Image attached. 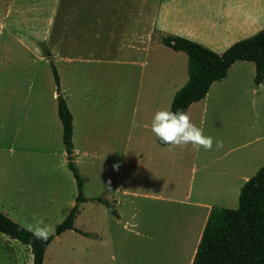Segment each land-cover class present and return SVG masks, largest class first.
<instances>
[{
    "label": "crops",
    "instance_id": "obj_1",
    "mask_svg": "<svg viewBox=\"0 0 264 264\" xmlns=\"http://www.w3.org/2000/svg\"><path fill=\"white\" fill-rule=\"evenodd\" d=\"M203 3V0H0L1 57L6 58L9 43L19 48L18 54H35L40 61L46 59L39 48L46 50L45 57L56 69L61 96L64 95L72 116L71 144L74 121L68 97L72 84L83 83L75 75L63 82L57 64L61 63L66 70L84 67V89H77L82 97L94 89L92 70L98 75V70L109 64L128 66L135 91L130 96L133 103L128 125L121 129L126 135L123 143L118 144V170L128 171L130 183L117 185L111 195L101 197L115 209L117 216L100 202L84 201L99 207L97 216L84 212V226L96 218L97 230L87 226L83 231L72 223L85 237L97 239L98 261L108 253L112 254L110 260L121 259L141 242V247L150 244L146 264H190L209 210L226 208L215 205L220 200L217 194L239 193L242 184L264 164V81L253 82L251 61L232 63L225 76L213 81L205 95L184 111L204 135L223 141L221 150H215V145L212 151H196L191 145L170 150L168 145L158 144L150 131L153 114L169 108L173 93L187 79L184 52L164 46L158 38L184 37L220 54L233 42L264 28V0H212V8L205 12L198 9ZM20 81L8 78L0 81V95L5 102L0 114V212L18 223L21 221L17 210L26 207V201L27 209L33 205L31 193L37 176H33L31 159L39 153L35 122L42 112L37 104L42 92L33 87L23 92L17 87ZM50 99L54 102L49 123L55 124V85ZM12 101H19V105H12ZM20 101L30 102L25 113ZM99 120L95 122L100 124ZM59 125L61 135L60 121ZM238 141L241 143L237 144ZM238 148H244L245 156L229 157ZM133 176L156 177L144 186L131 184L135 182ZM180 176H189V183H178ZM194 176L202 177V187L193 196ZM138 200L149 203L148 219L141 220L145 211L138 206ZM22 214L27 219L33 216L26 210ZM107 222L120 224L125 234L121 233L120 239L111 234ZM83 233L73 229L58 233L46 246L41 264H83L84 250H76V243L69 238ZM0 235L6 244L16 245L17 240ZM7 260L12 264H30L32 254L29 249L25 260L15 255Z\"/></svg>",
    "mask_w": 264,
    "mask_h": 264
},
{
    "label": "rangeland",
    "instance_id": "obj_2",
    "mask_svg": "<svg viewBox=\"0 0 264 264\" xmlns=\"http://www.w3.org/2000/svg\"><path fill=\"white\" fill-rule=\"evenodd\" d=\"M203 2L204 3L201 6H198V9L203 12L209 11L213 6V3H211L212 0H203ZM154 39L157 40V36H154ZM159 39L160 38H158V41ZM18 49L19 48H17L14 43H9L8 53L5 55L6 58H4V56L3 58L1 57L2 53L0 49V81L4 78H8L9 80L21 79L20 84H18L17 87L22 89L23 92H25L28 87L37 88L39 92H42L41 102H37V104L40 105L42 112L40 111L39 113V121L37 120V122H35V135L37 136L38 142V150L36 151H39V153L35 154L33 159H31L34 166L33 168L30 167L28 173L29 175L31 174L32 168L33 176H37L34 181V191L31 193V195H34V198L32 199L33 201H31L33 205H30L31 207H28L27 209V204L29 203L26 201V207L18 209V217L15 215L14 217H17L21 222L29 221L32 216L28 219L27 217L25 218L22 216V211L26 210L30 215L44 217L46 223L55 228L58 221H61L64 218L73 204V199L76 194L75 183L71 172L66 167L65 152L61 142L59 129L60 125L54 111L53 113L56 123H49L53 118L52 112L50 113L49 111L52 110V103L54 102L50 99L54 82L49 68V59L47 60L45 57L46 50L41 47L39 48L40 54L46 59L40 61L35 54H21L23 55L22 58V56L18 54ZM156 51H154V53H158ZM57 66L58 73L63 82L68 78L70 79V77L71 79H74L73 75H75L77 76L76 80L80 79L78 81L83 83L81 85L72 84L71 86H73V90L70 91L68 97V104L72 110L74 121L72 145L81 153V155L76 158L77 163L74 164L83 179L82 195L84 197H102L107 194L111 195L117 185L123 187L130 183L129 176H126L128 171L123 169L119 172L118 170V144L123 143L124 136L126 135L124 130L122 131L121 129L124 127V124L128 125V115L133 103L132 100H130V96L133 95V92L135 91V86L132 84L129 76L128 66L109 64L102 70L99 69L98 75L96 74L95 69L92 70V83H94V89H92L91 92L94 93L86 95L85 97H82V95L77 93L79 87L84 89V67L78 68L77 70H66L61 63H58ZM68 72L70 74H68ZM63 96L64 95L62 94V97ZM13 104L14 106L17 104L19 105V101H12V105ZM28 104H30L29 101H20V105L22 106V109H24L22 111L23 113H25ZM4 105L5 102L0 95V114ZM39 110L40 109H38V111ZM97 118L100 119L98 121L100 124H97V121L95 122ZM236 143L240 144L241 141ZM235 155L238 157L245 156L244 148L236 149L229 155V157ZM124 161L127 163L128 157H125ZM155 177L156 176H133L135 182H132L131 184L147 186L153 182V178ZM162 178L175 180L176 176H162ZM177 180L178 183H183L185 181L187 185L189 183V176H180ZM192 182V195L194 196L195 192L202 187V177L194 176ZM25 195L24 196L27 197V194ZM217 195L220 200L215 203L216 206L221 205V207L226 208L237 207L238 192L218 193ZM48 197H52V201H49ZM222 199L224 201H222ZM137 203L138 206L144 208L143 211H145V213L141 215V220H145L144 218L146 217H151V208H148L149 203L142 200H138ZM121 207L123 206L121 205ZM98 208L99 207L93 203H79V212L73 222L75 227L83 231L84 227L87 226L91 229L97 230L98 221L96 218L90 225L84 226V212H94V216H97V212L100 213ZM15 222L18 223L17 221ZM106 225L110 233L118 238L121 233L125 234L124 232H121V225L118 223L114 224V222H107ZM69 238L70 241L72 240L76 243V250L77 248H79V250H84L83 264H117L119 262H121V264H124L125 262L127 264H146L149 259L146 252H148L147 249L150 244L147 243L143 244L145 246L144 249L143 245L141 247V242H138L134 249L121 259L117 258V260H110L109 258L112 257V254L108 253L98 261L95 253L96 238H88L85 237L84 234H72ZM13 244L14 243H11V245L6 244V242L0 237V264H12L7 259H12L14 255L19 257L20 260L26 259L27 252L29 253V249L28 251L25 249L27 246L19 241H16V245ZM6 245H8L7 248L5 247ZM7 255L9 258H7Z\"/></svg>",
    "mask_w": 264,
    "mask_h": 264
},
{
    "label": "trees",
    "instance_id": "obj_3",
    "mask_svg": "<svg viewBox=\"0 0 264 264\" xmlns=\"http://www.w3.org/2000/svg\"><path fill=\"white\" fill-rule=\"evenodd\" d=\"M160 42L186 55L187 79L173 93L169 106L172 111H185L190 103L201 99L209 85L224 77L227 68L238 60L253 63L255 84L264 81V29L233 42L220 54L180 36L164 35L160 37ZM48 63L55 85L56 114L61 124L66 167L72 174L76 194L68 212L54 228V235L47 241L35 239L30 232L20 229L18 223L0 212V233L29 246L32 254L30 264L42 263L46 246L61 231L73 229L83 233L72 225L79 203L88 200L100 202L117 216L106 200L82 195L83 179L71 155L72 116L61 96L56 69L50 59ZM155 140L165 145L156 137ZM190 264H264V164L240 187L236 208L209 210Z\"/></svg>",
    "mask_w": 264,
    "mask_h": 264
},
{
    "label": "clouds",
    "instance_id": "obj_4",
    "mask_svg": "<svg viewBox=\"0 0 264 264\" xmlns=\"http://www.w3.org/2000/svg\"><path fill=\"white\" fill-rule=\"evenodd\" d=\"M150 131L162 144L168 145L170 150L187 148L189 145L196 151H212L214 145L217 151L223 148L222 140H214L213 137L204 135L203 130L193 124L191 117L184 111L158 109L153 114ZM71 155L72 162L77 163L76 158L81 153L74 146ZM19 227L41 241H47L55 232L54 227L46 223L44 217L37 215H33L27 222H20Z\"/></svg>",
    "mask_w": 264,
    "mask_h": 264
}]
</instances>
